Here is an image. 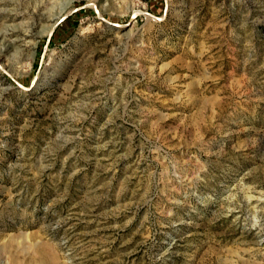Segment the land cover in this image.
Segmentation results:
<instances>
[{"label": "rangeland", "instance_id": "1", "mask_svg": "<svg viewBox=\"0 0 264 264\" xmlns=\"http://www.w3.org/2000/svg\"><path fill=\"white\" fill-rule=\"evenodd\" d=\"M0 264H264V0H0Z\"/></svg>", "mask_w": 264, "mask_h": 264}]
</instances>
